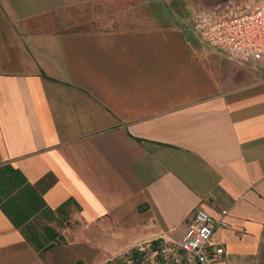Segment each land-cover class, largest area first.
I'll use <instances>...</instances> for the list:
<instances>
[{
    "label": "crops",
    "instance_id": "1",
    "mask_svg": "<svg viewBox=\"0 0 264 264\" xmlns=\"http://www.w3.org/2000/svg\"><path fill=\"white\" fill-rule=\"evenodd\" d=\"M222 1L0 0V166L73 222L37 250L0 209V264H99L197 207L222 264H264V62L189 22Z\"/></svg>",
    "mask_w": 264,
    "mask_h": 264
},
{
    "label": "built area",
    "instance_id": "2",
    "mask_svg": "<svg viewBox=\"0 0 264 264\" xmlns=\"http://www.w3.org/2000/svg\"><path fill=\"white\" fill-rule=\"evenodd\" d=\"M194 33L232 60L255 68L264 62V0H223L189 15ZM226 210L218 218L197 207L185 219L178 239L157 236L137 241L99 264H222L224 247L212 241L225 227Z\"/></svg>",
    "mask_w": 264,
    "mask_h": 264
},
{
    "label": "trees",
    "instance_id": "3",
    "mask_svg": "<svg viewBox=\"0 0 264 264\" xmlns=\"http://www.w3.org/2000/svg\"><path fill=\"white\" fill-rule=\"evenodd\" d=\"M38 200V192L25 182L19 171L9 165L0 166V209L37 250L48 246L56 235L47 226L42 232L28 227L29 220L36 213L40 212L45 216L51 214L49 209L37 206Z\"/></svg>",
    "mask_w": 264,
    "mask_h": 264
},
{
    "label": "rangeland",
    "instance_id": "4",
    "mask_svg": "<svg viewBox=\"0 0 264 264\" xmlns=\"http://www.w3.org/2000/svg\"><path fill=\"white\" fill-rule=\"evenodd\" d=\"M68 212L63 214H55L51 218L49 216L42 215L41 213H36L32 218L30 224L33 229H35L38 232H42L43 228L45 226L53 229L57 233L63 231L62 228L65 226L72 227L73 222L71 220L72 214H70L69 211L72 212V206L69 205L67 207ZM65 229V228H64Z\"/></svg>",
    "mask_w": 264,
    "mask_h": 264
}]
</instances>
